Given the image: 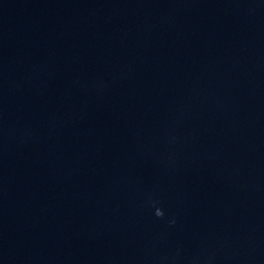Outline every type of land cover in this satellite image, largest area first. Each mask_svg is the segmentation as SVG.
Segmentation results:
<instances>
[{"label": "water", "instance_id": "water-1", "mask_svg": "<svg viewBox=\"0 0 264 264\" xmlns=\"http://www.w3.org/2000/svg\"><path fill=\"white\" fill-rule=\"evenodd\" d=\"M0 264H264V185L145 226L0 245Z\"/></svg>", "mask_w": 264, "mask_h": 264}]
</instances>
